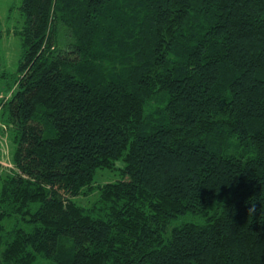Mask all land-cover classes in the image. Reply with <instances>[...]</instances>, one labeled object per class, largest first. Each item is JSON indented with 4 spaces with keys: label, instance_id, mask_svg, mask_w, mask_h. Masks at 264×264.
I'll list each match as a JSON object with an SVG mask.
<instances>
[{
    "label": "trees",
    "instance_id": "trees-1",
    "mask_svg": "<svg viewBox=\"0 0 264 264\" xmlns=\"http://www.w3.org/2000/svg\"><path fill=\"white\" fill-rule=\"evenodd\" d=\"M19 10L0 264H264V0Z\"/></svg>",
    "mask_w": 264,
    "mask_h": 264
},
{
    "label": "rangeland",
    "instance_id": "rangeland-1",
    "mask_svg": "<svg viewBox=\"0 0 264 264\" xmlns=\"http://www.w3.org/2000/svg\"><path fill=\"white\" fill-rule=\"evenodd\" d=\"M21 0H0V29L2 30V40L0 42V74L6 69L9 73H15L17 70L21 49V37L16 34V30L21 27V16L19 7ZM5 72V70H4ZM10 93L4 82L0 81V102L2 99L8 97ZM2 110L0 108V152L1 162L3 167L11 169L13 167L12 154L13 143L12 134L6 125L2 122ZM118 167L122 164L118 163ZM118 179V173L115 171H99L96 179L95 186L99 184H107ZM97 194L91 196H81L78 202L82 206H90L94 202Z\"/></svg>",
    "mask_w": 264,
    "mask_h": 264
},
{
    "label": "clouds",
    "instance_id": "clouds-1",
    "mask_svg": "<svg viewBox=\"0 0 264 264\" xmlns=\"http://www.w3.org/2000/svg\"><path fill=\"white\" fill-rule=\"evenodd\" d=\"M254 211H255V206L253 205L252 207H250V208L248 209V214H249V215H252V214L254 213Z\"/></svg>",
    "mask_w": 264,
    "mask_h": 264
}]
</instances>
